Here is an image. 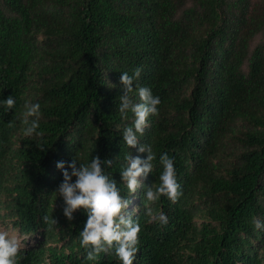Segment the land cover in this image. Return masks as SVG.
I'll return each mask as SVG.
<instances>
[{
  "label": "trees",
  "instance_id": "16d2710c",
  "mask_svg": "<svg viewBox=\"0 0 264 264\" xmlns=\"http://www.w3.org/2000/svg\"><path fill=\"white\" fill-rule=\"evenodd\" d=\"M138 66L161 103L127 146L134 116L118 112L120 76ZM9 94L17 104L0 106V221L40 237L17 264H121L114 253L86 259L87 213L69 220L55 192L57 162L77 153L111 159L102 167L135 203L124 213L141 224L133 264H264V229L252 222L264 220V0H0V99ZM26 99L41 104L44 150L23 134ZM150 144L154 166L130 192L125 157L146 158ZM164 152L182 194L147 201ZM161 212L166 224L154 218Z\"/></svg>",
  "mask_w": 264,
  "mask_h": 264
},
{
  "label": "clouds",
  "instance_id": "9594fccd",
  "mask_svg": "<svg viewBox=\"0 0 264 264\" xmlns=\"http://www.w3.org/2000/svg\"><path fill=\"white\" fill-rule=\"evenodd\" d=\"M142 71L143 68L138 66L132 73L122 71L120 76V83L126 94L119 97L118 112L123 119H127L129 113L134 116L131 123L123 127V141L127 146L138 144V135L142 136L149 124L148 117L159 113L161 98L154 95L150 86L140 83ZM134 91L139 97L138 102L133 98ZM16 104L17 98L12 94L0 99V106L5 112L15 108ZM23 108V134L37 138L36 146L44 150L47 143L43 140L44 133L39 131L41 104L26 99ZM147 150L146 158H133L131 155L125 157L128 163L121 169L122 179L127 182L130 192H135L140 183L138 178L146 175L154 166L156 153L151 144L147 146ZM139 151L144 152L145 146H141ZM159 162L163 166L159 183L148 188L146 199L158 201L162 195H166L176 201L182 193L174 157L164 152L159 156ZM102 164L111 165L112 160L102 162L97 155L89 162H83L81 154L77 153L70 161H58L57 167L63 170V180L55 192L62 196L66 205L63 211L69 220L73 219L77 209L82 208L87 213V220L79 231L80 244L86 249L87 260L95 261L100 253H114L121 264H133L139 251L141 224L131 215L125 217L124 211L129 200L121 195L117 181ZM154 218L165 224L168 222L167 215L162 212ZM43 219L49 226L56 224L55 217L45 215ZM252 222L256 230L264 229V220L253 217ZM24 246V238L11 226L0 228V264H17L18 254Z\"/></svg>",
  "mask_w": 264,
  "mask_h": 264
},
{
  "label": "rangeland",
  "instance_id": "374dc122",
  "mask_svg": "<svg viewBox=\"0 0 264 264\" xmlns=\"http://www.w3.org/2000/svg\"><path fill=\"white\" fill-rule=\"evenodd\" d=\"M261 39V36H258L256 38V40L254 41V43H256L257 41H259ZM140 183L142 182V179L139 177L138 178ZM139 183V184H140ZM135 207V203H131L128 205L127 209L124 211V213H127L129 212L131 209H133ZM11 226L18 234H20V236L22 238H24V243H25V246L23 248H30V247H33V246H36L39 242V237L36 233H32V234H22L20 233V231L14 227V225L12 224L11 220L10 219H7L6 221H0V228H7Z\"/></svg>",
  "mask_w": 264,
  "mask_h": 264
}]
</instances>
